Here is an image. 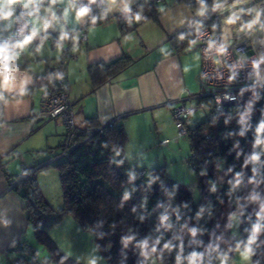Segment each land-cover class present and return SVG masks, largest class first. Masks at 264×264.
Wrapping results in <instances>:
<instances>
[{
	"label": "trees",
	"instance_id": "trees-1",
	"mask_svg": "<svg viewBox=\"0 0 264 264\" xmlns=\"http://www.w3.org/2000/svg\"><path fill=\"white\" fill-rule=\"evenodd\" d=\"M70 1L76 14L82 7L89 9L85 16L77 15L84 20L83 28L99 25L109 17L107 0ZM163 1L138 0L115 14L121 35L133 33L146 21H156L161 9L170 5ZM175 2L190 9L213 6V0ZM199 27L219 29L212 8L172 35L170 42L176 49L186 48L195 40ZM80 32L43 34L36 43L47 36L52 45H70L74 40V45L64 49L61 58H65L80 43L75 40ZM131 62L122 55L88 65L92 88L110 81ZM55 65L34 76L33 83L16 96L46 80L50 85ZM211 103L209 97L198 94L196 107L206 105L211 115L190 127L186 123L184 135L191 153L189 163L198 180L205 175L204 182L199 181L197 199L167 176L164 166L141 170L129 165L123 155L127 136L122 117L105 123L87 117L84 127H78L76 144L68 156L60 157L63 161L53 165L57 159L51 160L55 154L50 151L48 158L21 175L8 176L9 189L23 198L27 224L48 258L40 262L37 250L18 240L5 252L6 264H81L60 251L48 232L67 215L92 233L106 264H194L199 257H219L234 249H250V264H264V84L238 90L236 101L217 110L211 109ZM14 155L15 150H10L0 166ZM47 166L58 170L63 206L57 210L49 206L36 182V172ZM16 178L18 182L10 187ZM233 213L239 218L236 237L230 230ZM257 224L260 230L254 232Z\"/></svg>",
	"mask_w": 264,
	"mask_h": 264
},
{
	"label": "crops",
	"instance_id": "crops-1",
	"mask_svg": "<svg viewBox=\"0 0 264 264\" xmlns=\"http://www.w3.org/2000/svg\"><path fill=\"white\" fill-rule=\"evenodd\" d=\"M136 1L107 0L108 19L86 28H83L84 20L77 16L75 5L70 0H50L47 6L33 0L28 8L23 7L25 0H16L10 5L12 16L0 19V44L11 39L18 20L32 24L37 29L38 39L43 34L66 36L76 29L82 30L85 38L74 49L78 57L72 64L73 72L69 71L68 64L65 70L75 123L81 128L87 117H96L100 123L122 117L127 136L123 146L125 158L127 148L132 150L130 154L133 157L139 158L148 149L149 145L146 144H152V127L156 130L155 138H160L162 145H166L170 138H175L176 128L171 123L169 103L174 105L181 100L188 107L197 106V96L201 91L197 80L201 67L200 51L195 40L186 48L176 49L170 42L172 35L212 8L219 29L224 31L227 38L233 35L234 42L246 41L250 46L249 54L262 55L261 43L264 40V0H213L212 7H203V14L201 7L190 9L182 2L164 0L163 3L170 5L161 9L156 21H146L133 33L122 36L114 15ZM4 3L6 0H0V6ZM234 17L240 20L243 32L235 30L232 22L229 23ZM46 23L49 25L47 28L44 27ZM43 41L47 40L28 48L35 54L41 49L40 54L46 58L43 66L38 62L29 64L24 50L16 51L10 57V62L4 61L0 55V160H5L6 154L15 150L14 157L0 166V256L4 259L5 252L16 246L28 228L24 200L9 189L8 176L15 178L35 164L31 155L35 148L25 143L40 128V121L49 120L37 116L40 94L49 86L47 80L30 88L24 95L16 94L28 88L34 76L44 74L47 68L53 66L61 58L66 45H52L49 42L51 49L59 45L61 52L57 56L59 53L49 52L47 49L50 47L43 46ZM122 55L128 56L132 62L110 81L92 88L88 65L111 61ZM5 64L9 77L7 84L3 83ZM51 120L63 126L56 147L59 148L65 127L60 119ZM47 148H50L49 153L55 149ZM62 221H65L64 225L68 223L69 231L84 232L85 228L73 216L67 215ZM55 234L53 230L51 235ZM79 247L78 242L75 252H78Z\"/></svg>",
	"mask_w": 264,
	"mask_h": 264
},
{
	"label": "built area",
	"instance_id": "built-area-1",
	"mask_svg": "<svg viewBox=\"0 0 264 264\" xmlns=\"http://www.w3.org/2000/svg\"><path fill=\"white\" fill-rule=\"evenodd\" d=\"M35 1L43 6H47L50 2V0ZM239 22L240 20L237 21L236 17L232 19L235 30L242 29ZM32 30L33 28L28 22L18 20L11 39L1 44L0 48H6V54L10 58L16 51L34 47L37 35L23 48L17 47L25 37L31 35ZM226 36L222 29L213 31L209 27H199L194 33L201 57V67L197 78L201 88L200 93L211 99L210 106L213 110L221 108L226 103L236 101L238 90L264 84V54L260 56L254 53L249 54L250 46L246 41L234 42L233 35L228 38ZM76 38L75 40L82 42L85 38L84 33L80 32ZM46 40H49L48 36ZM72 45H74V40H71L70 45L66 44L64 49H68ZM76 58L77 54L70 50L67 57L58 60L54 68L56 75L53 82L45 87L40 94L37 116L49 120L58 118L65 127L59 152L52 150L55 155L51 160L67 157L76 144L75 137L79 132L74 119L73 105L65 75L68 62ZM169 106L178 134L184 136L186 123L197 107H188L181 100H178L174 105L169 103ZM23 177L22 175L18 179ZM18 179L12 180L10 187L16 184ZM217 258L216 255L199 257L194 264H215Z\"/></svg>",
	"mask_w": 264,
	"mask_h": 264
},
{
	"label": "rangeland",
	"instance_id": "rangeland-1",
	"mask_svg": "<svg viewBox=\"0 0 264 264\" xmlns=\"http://www.w3.org/2000/svg\"><path fill=\"white\" fill-rule=\"evenodd\" d=\"M30 25L33 28L32 24ZM41 44H43V46H49L50 48L47 49L49 52H56L57 54L59 53L57 56L60 55L61 49L59 45H56L53 49H51V45L49 44L48 40L41 42ZM20 51L23 50H19L18 52ZM36 53L37 54L31 52V50L28 48L24 49V55L25 58L28 59L29 64L38 62L43 66L46 58H44L43 54H40L42 53L41 49ZM74 53L76 54L75 50ZM75 60L72 59L68 62V69L71 72H73L71 69L72 64L75 63ZM210 115L211 113L208 107L206 105H202L201 107L197 108L196 112L192 114L190 119L187 121V124L189 127L193 126L194 124L205 120ZM171 123L173 126H175L173 119ZM39 126L40 128L34 133L33 137L25 143V145H32L31 147L35 148V152L31 154L33 157L32 161L35 164L45 160L50 156L48 152L50 148L48 149L47 147H54L55 150L59 149L56 147L59 137L63 131V126L54 120H42L39 122ZM155 131V128L152 127V136H154V138L151 136L152 144H146L149 145L148 149L141 154L140 158L139 156L133 157L130 154V151L132 150L127 148V151L124 152V154L129 165H138L137 167L141 170L151 169L156 166H164L167 176L185 187L188 191H190L192 197L197 199L199 195V180L195 169L192 167L191 163H189V157L191 153L186 136L179 135L178 129L176 128L175 138H170L166 145H162L159 142L160 138H155ZM149 140L150 139L147 141ZM63 160V158L57 159L53 162V165H56ZM36 182L40 188L43 198L46 200L49 206L56 210L60 209L63 206V196L57 168L55 166H47L38 170L36 172ZM64 222L62 221L61 223H58V225H55L48 230L49 235L54 240L60 251L67 254L72 259L80 262L81 264H106L105 258L94 236L91 235V233L89 234L87 232L88 230L86 229H84V232L82 230L79 233L78 231H69L70 228L67 226L68 223L64 225ZM53 230L56 232V236L51 235ZM230 230L233 236H237L239 232V218L237 213H233L231 215ZM21 237L22 241L30 243L37 250L36 257L40 262H44L48 258V252L35 241L31 226L28 225V228ZM78 242L80 247L78 252H75V248H78ZM246 252L247 251L245 249H234L232 251L222 253L217 258L215 264H250V257L248 252L247 255H245ZM0 264H6V261L2 255L0 256Z\"/></svg>",
	"mask_w": 264,
	"mask_h": 264
},
{
	"label": "clouds",
	"instance_id": "clouds-1",
	"mask_svg": "<svg viewBox=\"0 0 264 264\" xmlns=\"http://www.w3.org/2000/svg\"><path fill=\"white\" fill-rule=\"evenodd\" d=\"M16 0H6V3L3 4V6H0V19H7L9 18L10 16H12V10H11V7L10 5L15 3ZM53 2H55V0H53ZM33 3V0H25V2L23 3V7L24 8H28L30 4ZM217 7H219V5H217ZM89 9L87 7H82L78 10L77 12V15L79 17H83L85 16L87 13H88ZM31 15V13H29ZM67 14V13H65ZM201 14H203V4H202V7H201ZM137 19H139V16L136 17ZM232 21L230 20L229 23H231ZM49 25L46 23L44 25L45 28H47ZM37 34V29L33 28L32 30V33L31 35L25 37V39L17 45V47H21L23 48L24 45L28 44L34 36H36ZM0 55L3 56V60L4 61H7L9 59V57L7 56L6 54V48H0ZM7 72H8V68H7V65L5 64V67L3 69V83L4 84H7L8 81H9V77L7 75ZM260 225L257 224L255 225L254 227V232H258L260 230ZM252 243V240L249 241V244ZM247 251H250V249H248ZM245 255H247V252L245 253ZM196 257L195 255L192 257V260L195 261Z\"/></svg>",
	"mask_w": 264,
	"mask_h": 264
},
{
	"label": "bare ground",
	"instance_id": "bare-ground-1",
	"mask_svg": "<svg viewBox=\"0 0 264 264\" xmlns=\"http://www.w3.org/2000/svg\"><path fill=\"white\" fill-rule=\"evenodd\" d=\"M241 30V32H243L244 31V29H240ZM261 48H262V52L261 53H264V40H262V43H261Z\"/></svg>",
	"mask_w": 264,
	"mask_h": 264
},
{
	"label": "water",
	"instance_id": "water-1",
	"mask_svg": "<svg viewBox=\"0 0 264 264\" xmlns=\"http://www.w3.org/2000/svg\"><path fill=\"white\" fill-rule=\"evenodd\" d=\"M204 180H205V175L199 176V181L201 184L204 182Z\"/></svg>",
	"mask_w": 264,
	"mask_h": 264
}]
</instances>
